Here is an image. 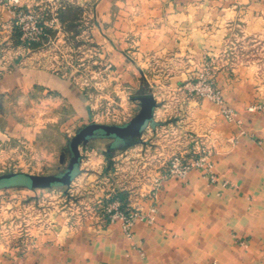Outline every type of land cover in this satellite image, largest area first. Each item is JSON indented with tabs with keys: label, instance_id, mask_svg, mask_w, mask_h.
<instances>
[{
	"label": "crops",
	"instance_id": "obj_1",
	"mask_svg": "<svg viewBox=\"0 0 264 264\" xmlns=\"http://www.w3.org/2000/svg\"><path fill=\"white\" fill-rule=\"evenodd\" d=\"M200 1L155 0L141 8L132 6L140 13L132 22L138 54L153 56L156 63L138 67L136 73L122 58L119 72L131 87H140L145 70L148 91L159 104L157 125L149 126L152 141L140 143L156 147V166L164 171L171 155H193V133L205 137L212 148L219 181L211 184L201 170L193 169L184 180L166 179L155 193L142 197L133 191L127 196L116 184L113 197L127 202V208L144 213L156 208L152 222L138 219L128 237L120 222L105 215L75 221L53 213L51 222L30 228L20 241L1 243L0 264H264V109L249 110L264 105V78L258 67L237 61L234 53L226 57L227 27L236 23L246 35L263 33L264 0L258 6L249 5V0L240 13L218 1ZM107 4H94L96 16ZM219 6L225 7L226 17L218 16ZM15 8L13 1L0 0V123L5 136L32 140L39 127L25 124L7 106L57 96L74 107L69 123L84 111L75 108L79 97L65 79L22 64L21 55L12 65L5 64L3 52L16 49L21 54L23 48L15 35ZM124 50L123 57H129ZM208 59L217 87L241 124L228 121L218 104L186 91L185 80L201 71ZM160 116L166 119L160 121ZM159 127L165 130L161 133ZM160 137L163 141H156ZM134 146L120 148L122 156ZM89 151L98 153L97 148ZM109 196L99 194L100 204Z\"/></svg>",
	"mask_w": 264,
	"mask_h": 264
},
{
	"label": "rangeland",
	"instance_id": "obj_2",
	"mask_svg": "<svg viewBox=\"0 0 264 264\" xmlns=\"http://www.w3.org/2000/svg\"><path fill=\"white\" fill-rule=\"evenodd\" d=\"M97 1L19 0L18 9L34 17V21L42 28V34H39L37 40H23L24 31L17 25L21 33L22 52L20 54L16 49L10 54L3 52L7 55L1 54L3 61L10 66L21 55L22 64L45 68L65 79L74 86L75 94L79 97L75 108L81 113L84 111V114L69 123L74 115V107L57 96L42 97L39 103L31 105L7 106L25 124L39 127V134L32 140L5 136L0 123V175L11 172L58 174L70 162L69 144L80 128L92 122L126 123L140 110V104L134 106L137 101L131 97L150 93L145 70L141 76L142 86L131 87L126 82L127 77L119 72V62L122 58L125 59L126 64L136 73L138 67L143 69L145 64L156 63L153 56L145 54L140 57L138 54V34L132 22H136L140 13L131 9L132 6L144 7L155 0H107V9L96 16L94 4ZM213 1L223 3L226 8L229 5L240 13L245 10L243 7L247 6L249 0ZM261 1L263 0H251L249 5L258 6ZM224 8L219 6L218 16H227ZM62 11L70 18L65 23L61 20ZM215 11L214 9L213 13ZM73 19L75 22L71 27ZM227 29L229 35L226 57L229 53L232 57L234 53L237 61L250 62L258 67L259 75L264 78V31L246 35L236 23ZM28 33L30 37L35 35L30 34V31ZM103 38L106 41L103 42ZM122 48L129 57H123ZM13 53H17V56ZM208 66L211 70L209 59L201 71L185 80V89L189 95L196 97L187 85L195 83ZM210 73L213 76L212 70ZM213 79L215 80L214 76ZM157 119L163 121L166 118L160 116ZM159 129L161 133L165 130L163 127ZM152 134L153 129L148 127L143 136L144 142H151L149 137ZM200 140L204 147H210L205 137ZM156 141H163V137ZM158 142L156 146L159 145ZM110 143V139L97 138L81 146V168L70 186L30 189L18 184H0L3 185L0 187V244L20 241L30 228L39 229L51 222L53 213L75 221H82L90 215H105L99 194L107 193L110 194L108 199H116L113 197L116 184L122 187V193L127 196L132 191L138 197L152 191L154 180L162 171V168L156 166L159 159L155 155L156 147L139 143L129 152L123 153V156L121 150L117 149L112 152L110 160L107 156ZM91 148H97L98 153L90 152ZM63 153L66 158L62 162ZM174 155L170 156L166 165ZM108 172L111 174L108 175ZM124 203L122 207L128 209V203Z\"/></svg>",
	"mask_w": 264,
	"mask_h": 264
},
{
	"label": "built area",
	"instance_id": "obj_3",
	"mask_svg": "<svg viewBox=\"0 0 264 264\" xmlns=\"http://www.w3.org/2000/svg\"><path fill=\"white\" fill-rule=\"evenodd\" d=\"M13 1L14 13L16 15V24L21 27L24 31L22 36L23 40L27 38L29 40H37L39 34H42V28L37 25L34 21V17L27 15L22 10L18 9L19 0ZM30 34H35L34 36H28ZM33 32V33H32ZM210 67L208 66L205 71H203L197 78L195 83H189L187 87L191 93L195 94L196 97L208 99L221 108V112L224 117L230 121L237 124H241L242 121L238 117V112L233 107L229 106L221 92L217 87L213 76L210 73ZM264 105H256L249 108L250 111L263 110ZM190 139L193 140V155L187 156L183 154H175L169 161L164 171H161L159 175L154 180V186L152 190L157 191L162 183L166 179H180L184 180L190 171L193 169H199L202 171L204 177H206L211 184H216L219 181V176L215 171V161L214 153L212 148L204 147L201 140L196 134H189ZM227 185V182L224 183ZM104 214L112 222H120L124 232L128 237H131L134 232V227L138 219L147 218L150 222L153 221L152 213L156 211L155 207H151L148 213H144L140 208L137 209H126L122 207V203L119 199H107L103 203Z\"/></svg>",
	"mask_w": 264,
	"mask_h": 264
},
{
	"label": "water",
	"instance_id": "obj_4",
	"mask_svg": "<svg viewBox=\"0 0 264 264\" xmlns=\"http://www.w3.org/2000/svg\"><path fill=\"white\" fill-rule=\"evenodd\" d=\"M139 102V112L128 122L123 124H108L92 122L80 128L71 139L69 151L71 154L68 166L58 174L54 175H32L28 173L11 172L0 175V184H18L30 189L51 188L54 186H70L79 173L82 163L81 146L87 145L92 139H110L107 156L110 160L112 152L120 148H129L143 142L146 129L152 125L156 127L155 111L159 106L154 94L144 93L131 97ZM65 153L61 156L63 162ZM112 162V161H111ZM3 185H0L3 186Z\"/></svg>",
	"mask_w": 264,
	"mask_h": 264
},
{
	"label": "trees",
	"instance_id": "obj_5",
	"mask_svg": "<svg viewBox=\"0 0 264 264\" xmlns=\"http://www.w3.org/2000/svg\"><path fill=\"white\" fill-rule=\"evenodd\" d=\"M62 17H61V20L63 23L67 22L70 18L66 16L67 13H64V11H62ZM74 19H73V23H71V27L74 26ZM15 35H16V38L18 39V42H20V39H21V33H19L18 29L16 28V32H15Z\"/></svg>",
	"mask_w": 264,
	"mask_h": 264
}]
</instances>
